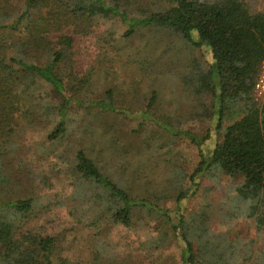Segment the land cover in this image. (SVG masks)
Segmentation results:
<instances>
[{
	"label": "trees",
	"instance_id": "1",
	"mask_svg": "<svg viewBox=\"0 0 264 264\" xmlns=\"http://www.w3.org/2000/svg\"><path fill=\"white\" fill-rule=\"evenodd\" d=\"M160 1L22 0L17 7L13 0H0V264H54L56 237L38 236L33 231L23 240L13 236L16 222L33 211V197L3 198L10 185L20 182L13 178L16 167L12 166H22L27 154L35 161L72 155L70 169L76 185L71 214L77 222L86 223V215L96 220L98 243L108 226L147 227L151 220L159 219L166 231L153 243H181V264H230L223 258L227 253L235 258L234 248L224 251L219 245L221 238L208 233L216 207H205L189 218L178 207L175 217L158 196H145L137 186L132 188L124 175L105 171L96 156L87 153L85 142L75 150L70 142L75 136L68 141V150L58 151L60 143L65 144L74 132L81 113L103 114L99 124L114 132L121 129L116 122L146 120L151 115L158 103L155 89L144 91L147 98L139 112L116 100L123 94L128 96L120 73L133 67L136 74L144 67L143 60L125 54L128 41L149 27L176 35L190 47L204 48L211 55L208 68L181 82L202 103L212 100V110L209 107L204 117L213 120L214 127L203 141H209L213 133L221 137L208 154L200 150L201 160L189 178L195 183L206 176L213 180L221 174L242 176L244 181L233 189L235 196L230 199L235 203L232 218L253 219L258 232L264 233V101L254 94L264 62V12L253 11L244 0ZM101 23L104 32L99 30ZM107 23L118 26L108 28ZM94 43L103 47L97 58L91 59ZM76 53L85 61L86 73L75 70ZM63 64L72 68L68 75L61 71ZM141 74L143 80L147 71L143 69ZM109 81L118 86L108 85ZM94 85H103L99 98L84 101L81 94ZM197 108L192 115H200ZM237 110L241 116L224 126L226 118ZM169 119L153 121L201 145L196 135L178 131ZM108 120L116 122L109 125ZM26 124L53 127L46 142L33 147L17 137ZM26 178L31 177L27 174ZM186 197L183 192L176 202ZM101 243L89 264H121L118 250ZM252 248L250 244L246 253L252 254ZM258 255L264 264V248ZM57 264L83 263L61 259ZM234 264L241 263L235 260Z\"/></svg>",
	"mask_w": 264,
	"mask_h": 264
},
{
	"label": "rangeland",
	"instance_id": "2",
	"mask_svg": "<svg viewBox=\"0 0 264 264\" xmlns=\"http://www.w3.org/2000/svg\"><path fill=\"white\" fill-rule=\"evenodd\" d=\"M244 1L253 11L264 12V0ZM13 3L20 7L23 2L13 0ZM114 24L115 26L107 23V27L118 26ZM119 29L121 31L123 27ZM99 30L105 31L102 23L99 24ZM127 46L125 54L132 53L136 58L143 60L142 70L147 71V76L141 80L142 70L135 74L131 66L123 70L120 77L124 81L128 96L123 94L116 100L123 101L124 107L128 106L132 111L139 112L147 98L144 91L147 88L155 89L158 94L156 108L146 120H108L109 125L116 122V126L121 127L117 132L102 128L104 126L98 121L104 118L103 114L97 111L87 115L81 113L74 124V132L64 141L67 145L60 143L58 151L68 150L71 146L68 141L75 136L76 139L70 141L75 150L85 142L89 149L87 153L94 154L98 164L105 171L124 175L127 181L130 180L131 187L137 186L138 191L145 196H158L161 205L173 211L175 217L178 207H181L187 218L210 205L216 207L217 211L208 226V233L221 238L222 243L219 245L225 247L224 251L232 248L236 251L235 258L228 253L223 258L230 264H234L235 260L241 264H260L263 260L258 253L264 248V233L258 232L253 219L232 218L235 203H230V199L235 196L233 189L241 184L244 178H230L221 174L215 180L206 176L195 183L189 178L201 160L200 150L208 154L221 137L213 133L209 141H203L209 129L214 127V121L204 117L209 107L212 110V100L205 99L202 103V100L191 96L187 89L181 86V82L187 77L190 78L194 72L208 68V64L212 63L211 55L204 48L200 50L190 47L178 36L169 35L154 27L143 29L128 41ZM102 47L94 43L91 59L97 58V53H100ZM103 52L108 55L109 50ZM113 54L110 52L108 56H114ZM79 56V53H76L75 70L83 74L87 72V66ZM61 71L68 75L72 68L63 64ZM112 84H116L115 81L108 82V85ZM100 86L103 87L94 85L80 97L86 102H94L99 98ZM197 105L200 115H192L194 107L198 109ZM240 116L238 110L233 112L226 118L224 126ZM163 118H170L173 127L178 131L196 135L201 145L192 143L191 139L184 135H174L164 129L161 123L153 121L158 119L163 122ZM24 126L26 127L21 128L17 137L23 144H32L33 147L43 145L53 127L32 124L30 127L29 124ZM19 129L20 127L17 131ZM77 133L79 134L76 135ZM67 155H62L61 158H53L52 155L46 157V161H35L27 154L22 166H12L16 167L12 176L14 179L19 178L20 182L10 185L3 198L34 199L33 211L16 222L13 233L16 239L23 240L28 237L30 231L38 236L56 237L53 248L54 264L59 263L61 259L89 264L92 254L102 246L101 241L118 250L121 264H181V243L173 240L166 244L153 243L155 237L157 239L161 232L166 231L159 219L151 220L147 227L143 225L126 229L121 226H108V229L103 228V237L98 243L97 232L100 229L96 228V220L85 214L83 221L86 223L77 222L71 214L76 176L70 169L73 157ZM27 174L31 178H26ZM183 192L187 197L178 204L176 199ZM220 216L222 219H219ZM250 244L253 253L247 254L245 250Z\"/></svg>",
	"mask_w": 264,
	"mask_h": 264
},
{
	"label": "built area",
	"instance_id": "3",
	"mask_svg": "<svg viewBox=\"0 0 264 264\" xmlns=\"http://www.w3.org/2000/svg\"><path fill=\"white\" fill-rule=\"evenodd\" d=\"M254 94L258 100L264 101V62L262 63L261 73L254 87Z\"/></svg>",
	"mask_w": 264,
	"mask_h": 264
}]
</instances>
